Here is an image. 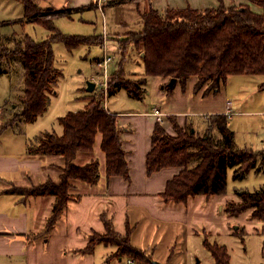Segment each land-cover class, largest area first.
<instances>
[{
    "label": "trees",
    "instance_id": "1",
    "mask_svg": "<svg viewBox=\"0 0 264 264\" xmlns=\"http://www.w3.org/2000/svg\"><path fill=\"white\" fill-rule=\"evenodd\" d=\"M17 1L24 8V20L44 25L50 35L39 41L28 35L13 41L10 55L19 58L24 81L19 104L14 107L6 127L17 122L34 123L47 111L51 94H55L56 84L62 77L61 70L54 67V42L62 43L68 50L82 44H102V37L65 36L52 26L51 19L68 15L69 9L44 8L35 0ZM92 7L91 3L77 10ZM45 17L51 19L47 21L43 19ZM139 17L142 28L139 32H130L127 41L133 44L138 54L143 53L141 59L146 77L168 80L161 87L167 94L172 92L176 83L185 86L192 78L196 80L195 92L207 84L203 90V96H206L216 93L229 76H264V0H245L243 4L229 6L220 1L217 7L205 9L190 6L168 8L163 14L147 6L139 12ZM124 62L119 63L118 70L109 78L107 97L125 90L129 97L140 100L145 92L146 78L143 76L135 82L125 77ZM171 79L175 82L170 88ZM86 100L84 109L67 112L58 118L61 135L44 132L27 149L31 156L56 155L63 159L59 182L48 180L31 188L7 190L26 197L54 198L45 232L53 228L70 200L72 182L90 186L97 183L98 159L92 158L83 165L76 162L79 154L93 155L97 135L101 138L100 149L105 157L106 178L118 176L129 180L128 162L116 116L103 109L102 99L89 95ZM207 119L202 133L189 124L180 126L174 116L168 117L172 133L158 123L155 125L151 148L145 159L147 174L165 168L179 169L161 193L165 203L185 204L188 198L196 195H224L230 169L234 181L243 180L250 171H263L264 150L255 152L237 147L225 115H213ZM234 194L238 201L228 203L225 208L228 216L250 211L252 219L264 220V185L253 191L235 189ZM97 243L115 246L112 257L125 256L141 264L154 263L150 255L130 243L129 229L125 235H119L108 221L105 232L94 233L85 250L91 251ZM203 244L216 264H229L230 255L225 246L211 244L206 238Z\"/></svg>",
    "mask_w": 264,
    "mask_h": 264
},
{
    "label": "crops",
    "instance_id": "2",
    "mask_svg": "<svg viewBox=\"0 0 264 264\" xmlns=\"http://www.w3.org/2000/svg\"><path fill=\"white\" fill-rule=\"evenodd\" d=\"M110 1L106 0L107 3ZM244 1L235 0L233 4H243ZM83 3L78 8L87 7L92 3L93 8L99 13L109 6L103 0H84ZM150 3L151 7L161 14L168 8H185L186 6L196 9L209 8L206 0H151ZM114 4L132 5V2L118 0L112 5ZM229 5L232 4L229 2L227 6ZM75 7H77L76 3L72 9ZM136 7L140 5L137 4ZM145 7L146 5L142 9ZM119 34L122 35V33H116V36ZM101 37L102 42L103 40L108 42L107 36L101 35ZM112 56L115 61L116 57ZM141 57L142 53L139 54V58ZM96 59L98 60L99 57ZM1 71H3L2 68ZM20 73L22 74L21 66ZM132 76L143 77L135 74ZM166 82V79L161 78L160 87ZM188 82H191L194 88L195 79H189ZM162 92L160 94L163 100L169 96L165 103V107L168 106L165 108L168 109L166 112L157 106L141 111L131 109L114 111L110 110L107 101V111L116 116L117 126L120 129L122 148L128 162L129 180L118 176L106 178L105 157L100 149L101 138L97 135L93 155L79 154L76 158L79 165L87 163L92 158L98 159L97 183L90 186L82 182H72L71 198L56 224L48 232H45V225L50 216L54 198L51 196L26 197L8 193L7 190L13 186L17 189L31 188L48 180L54 183L59 182L61 170L64 167L63 159L56 155L31 156L27 149L30 143L44 132H55L61 135L62 127L59 126V132L41 131L38 134L25 136L19 129L16 132L11 128L12 126L6 127L5 121L3 123V120H0V264H115L113 260L121 262L124 258L126 264H129V259L126 257H112L116 251L115 246L97 243L91 251L85 250L94 233L105 232L106 221L119 235H125L129 229L130 243L150 255L152 260L166 257L171 245L174 244L173 247H175L180 237L185 242L187 238L195 235L213 234L214 231L212 232L211 228H215L217 213L222 212V203L228 196L225 194L209 197L196 195L188 198L185 204L165 203L161 193L166 183L177 175L179 169L165 168L147 174L145 159L150 151L151 136L157 123L162 125L168 133H172L169 129V116H174L180 126L192 124L194 129L200 132L204 129L205 118L220 114L225 115L229 121L233 114L241 112L231 113L230 110H226V101L223 102L224 109L212 107L206 110L208 112H187L188 100L179 91L176 93L177 97L172 100L170 96L173 92L169 94L165 90ZM22 93L23 87L21 94L16 98L19 99ZM196 96L199 95L196 94ZM201 98L199 96L198 102L206 108L214 104ZM181 103L187 107L178 110ZM15 106L16 104L13 108ZM154 109L164 115L161 121L152 114ZM191 114L202 116V124L189 121L187 118ZM10 116L11 114H9V120ZM230 130L233 131L231 128ZM246 213L250 214V211Z\"/></svg>",
    "mask_w": 264,
    "mask_h": 264
},
{
    "label": "rangeland",
    "instance_id": "3",
    "mask_svg": "<svg viewBox=\"0 0 264 264\" xmlns=\"http://www.w3.org/2000/svg\"><path fill=\"white\" fill-rule=\"evenodd\" d=\"M35 1L44 8L53 6L52 8L58 10H70L68 15H61L52 19L50 17L43 18L47 21L51 19L52 26H55L62 35L101 37L105 33L108 38V42L106 41L107 51L110 55L116 57L115 61L108 67V79L113 72L118 70L119 63L122 60H125L122 64L125 77L135 82L142 77H133V74L142 75L146 78L145 92L140 100L129 97L125 90H119L118 93L116 92L106 99L110 110L131 109L141 111L157 106L164 112L168 111V109H165L168 107H165V103L169 96H166L163 100L160 94L163 93L160 87L161 78L145 76L143 60L135 52L133 44L127 41L130 39L128 36L130 32L141 30L139 12H142L144 5L146 7L151 6V0H131L132 5H112L118 0L114 2L109 0L110 3L103 0L109 6H106L101 13L93 7L77 10L79 6L84 4V0ZM220 1L225 5L229 2L231 4L235 2V0H206L209 7H217ZM75 3L77 7L72 9ZM137 4L140 7H136ZM39 15H42V13ZM116 33H122V35L116 36ZM25 35H28L34 41H39L49 37L50 31L40 23L26 22L24 20V8L17 0H0V120H3V123L5 121L6 124L9 121V114L14 111L13 106L19 104L16 97L21 94L24 81L23 75L20 73L19 58L11 57L10 51L13 48L14 39H23ZM52 50L54 67L61 70L62 77L58 80L55 94H51V103L42 117L33 124L17 122L11 127L16 132L19 129L25 136L26 134H38L41 131L54 130L59 132L58 118L64 116L67 112L84 109L87 102L86 98L89 95L104 100V92L101 91L100 86L95 87L93 94L86 91L87 83L93 82L92 78L96 82L100 78L98 74L101 71L96 64V58H100L102 55L101 45L82 44L68 50L62 43L54 42ZM1 68L3 71H7L3 72ZM166 83H168V80ZM205 87H207V84H204L200 91L195 92L191 82H188L185 86L176 83L170 97L171 100L174 99L179 91L183 97L187 98L189 108L187 112L191 113L208 112L206 110H210L212 107L224 109L223 102L226 101V110H230L231 113L241 112L233 114L228 121V126L235 132L236 146L250 148L255 152L264 150V76L232 75L227 78L226 83L216 93L211 92L203 96ZM196 94L202 97L201 99L214 104L212 106L208 105L207 108L204 107L198 102L199 96H196ZM7 101L8 103H6ZM227 102L231 106H228ZM187 105L184 106L181 103L178 110H183ZM187 119L192 123L199 124H202L203 121V117L199 114H191ZM206 122H208L207 118L204 119V129ZM188 126L192 127L193 125L189 124ZM192 128L194 129V127ZM169 129L172 130L171 124ZM204 129L200 132L202 133ZM232 173V169L228 170L225 192L228 198L222 203V212L217 213L214 223L215 228H211L212 232L214 231L213 234L209 236L208 233L195 235L187 238L185 242L180 237L175 247H173L174 244L171 245L165 255L166 257H164L165 259H158L160 261L153 259L154 262L161 264H216L203 244L204 238H206L211 244L213 242L226 247L230 255L229 264H264V220H254L246 212L237 216L236 219L225 213V208L229 202L238 201V198L234 195L235 189H247L249 191L258 189L264 184V175L261 172L250 171L243 180L234 181ZM13 188L17 189L14 186L10 189ZM113 262H116L115 264H126V259L124 258L121 262L113 260ZM134 264L141 263L135 260Z\"/></svg>",
    "mask_w": 264,
    "mask_h": 264
},
{
    "label": "built area",
    "instance_id": "4",
    "mask_svg": "<svg viewBox=\"0 0 264 264\" xmlns=\"http://www.w3.org/2000/svg\"><path fill=\"white\" fill-rule=\"evenodd\" d=\"M104 37H106L105 33L103 34ZM114 61V57L112 55H110L107 51V46H106V40H103L102 42V55L101 57L97 60L96 64L100 69V73L99 75V80L98 82H96V80L94 78H92V81L95 85V87L98 85L100 86L102 89L101 91L104 92V100L102 101V105H103V109L105 111H107V87H108V67L109 65H111ZM228 106H231L229 102H227ZM152 114L154 116H156L158 118L159 121H161L164 117V115L162 113H160L158 110L154 109ZM264 175V167H263V171L261 172ZM264 185V184H263ZM129 264H134L133 260H128Z\"/></svg>",
    "mask_w": 264,
    "mask_h": 264
},
{
    "label": "water",
    "instance_id": "5",
    "mask_svg": "<svg viewBox=\"0 0 264 264\" xmlns=\"http://www.w3.org/2000/svg\"><path fill=\"white\" fill-rule=\"evenodd\" d=\"M142 55H143V53H142ZM174 82H175L174 79H171V80L169 81V87H170V88L172 87V85L174 84ZM94 89H95V85H94V83H93V82H88V83H87V87H86V91L89 92V93H92V92L94 91ZM153 264H161V263L154 262Z\"/></svg>",
    "mask_w": 264,
    "mask_h": 264
},
{
    "label": "bare ground",
    "instance_id": "6",
    "mask_svg": "<svg viewBox=\"0 0 264 264\" xmlns=\"http://www.w3.org/2000/svg\"><path fill=\"white\" fill-rule=\"evenodd\" d=\"M108 112V111H107Z\"/></svg>",
    "mask_w": 264,
    "mask_h": 264
}]
</instances>
